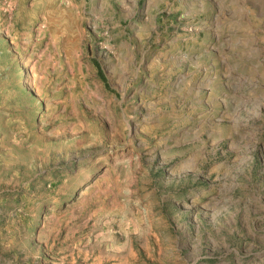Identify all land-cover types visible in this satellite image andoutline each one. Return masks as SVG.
<instances>
[{"label":"rangeland","instance_id":"1","mask_svg":"<svg viewBox=\"0 0 264 264\" xmlns=\"http://www.w3.org/2000/svg\"><path fill=\"white\" fill-rule=\"evenodd\" d=\"M0 264H264V0H0Z\"/></svg>","mask_w":264,"mask_h":264}]
</instances>
